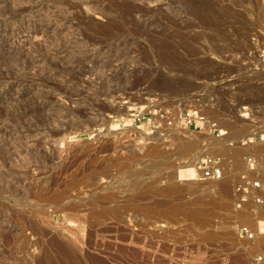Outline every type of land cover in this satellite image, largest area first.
I'll list each match as a JSON object with an SVG mask.
<instances>
[{
    "label": "rangeland",
    "instance_id": "374dc122",
    "mask_svg": "<svg viewBox=\"0 0 264 264\" xmlns=\"http://www.w3.org/2000/svg\"><path fill=\"white\" fill-rule=\"evenodd\" d=\"M0 10V264H42L49 251L53 264H264V208L238 204L233 188L253 130L238 104L223 113L211 100L261 102L264 75L234 90L216 81L264 34V0H3ZM192 106L226 117L228 141L130 119ZM197 153L231 173L180 179Z\"/></svg>",
    "mask_w": 264,
    "mask_h": 264
},
{
    "label": "built area",
    "instance_id": "2783aa9c",
    "mask_svg": "<svg viewBox=\"0 0 264 264\" xmlns=\"http://www.w3.org/2000/svg\"><path fill=\"white\" fill-rule=\"evenodd\" d=\"M251 49L246 52L237 53L233 58L223 62L224 71L222 78L216 81V85H224V90H234L229 88L228 84L244 78L248 74L264 75V34L257 32L250 38ZM237 68V72H231L229 69ZM245 67L244 69L242 68ZM216 78V77H214ZM222 79V80H220ZM244 81V80H243ZM218 83V84H217ZM254 84H262L263 81H255ZM226 86V87H225ZM234 105H237L238 116L261 131L248 138L249 143L264 142V102L256 99L255 93L252 97L246 94L234 92ZM236 94V96H235ZM245 95V96H244ZM130 119L135 126L147 127L150 131L161 129L173 130L178 128H194L198 130H208L214 137H223L227 134V130L220 124L217 119L210 118L208 114L197 106L185 108L181 110L158 109L134 110L130 113ZM195 170L199 177L205 179L222 180L231 173V169L226 168L223 160L219 156H206L199 158L195 163ZM233 185L234 192L238 196V204L254 201L261 208H264V155H250L245 158V166L236 175ZM239 234L242 238L254 239L255 232L247 226L239 228ZM262 260L263 257L258 258Z\"/></svg>",
    "mask_w": 264,
    "mask_h": 264
},
{
    "label": "bare ground",
    "instance_id": "6f19581e",
    "mask_svg": "<svg viewBox=\"0 0 264 264\" xmlns=\"http://www.w3.org/2000/svg\"><path fill=\"white\" fill-rule=\"evenodd\" d=\"M3 0H0V7H1V2H2ZM5 1V0H4ZM5 3V2H4ZM7 3H9V1L7 2ZM3 6V5H2ZM2 9V8H1ZM1 11V10H0ZM1 17V16H0ZM4 20V19H3ZM2 20V21H3ZM32 20V19H31ZM6 21H4V23H5ZM0 23H1V21H0ZM4 23H2V24H0V33L3 31L2 30V25L4 24ZM8 23V22H7ZM13 24V23H12ZM14 24H17V23H14ZM63 24V23H62ZM8 25V24H7ZM5 29V28H4ZM34 31V30H33ZM3 33V32H2ZM14 33V32H13ZM29 33V32H28ZM33 33V35L32 34H29V35H31V36H29V35H27V37H28V39H31L34 35H37L36 33H34V32H32ZM48 33V32H47ZM40 35V33L38 34V36ZM45 36V35H47V34H42V36ZM18 36V35H17ZM26 36V35H25ZM37 36V37H38ZM26 37V38H27ZM36 36H35V38H37ZM47 37V36H46ZM12 38V37H11ZM25 37H24V39L27 41L28 39H26ZM9 39V38H8ZM33 39H34V37H33ZM32 39V40H33ZM10 40V39H9ZM13 40V39H12ZM15 38H14V43H15ZM36 39H34V41H35ZM16 41H18V40H16ZM20 41V40H19ZM23 41V40H22ZM7 42V41H6ZM24 42V41H23ZM30 42H31V40H30ZM33 42V41H32ZM29 43V42H28ZM16 44V43H15ZM27 44V43H26ZM32 46V45H31ZM111 77V76H110ZM1 127V126H0ZM3 128V127H2ZM2 128H0V138H2L3 136H4V132H3V130H2ZM56 132V131H55ZM76 132V131H75ZM74 133V132H73ZM245 137H247V139H248V137H249V135H246ZM229 139V137L228 136H225L222 140H223V142L225 141V140H227L228 141V139ZM221 143V142H220ZM248 144L249 143V141H247V142H245V144ZM8 144V143H7ZM249 144H251V143H249ZM248 144V145H249ZM220 145V144H219ZM251 146V145H250ZM252 146H256L258 149H261V150H263L264 149V142H258L257 144H255V145H253L252 144ZM194 147V146H193ZM27 148V147H26ZM48 148V147H47ZM25 149V148H24ZM196 156H194L195 157V159H194V161L192 162H187V163H185V164H181L180 166H178V168H179V170H178V172H179V178L180 179H183V180H192V179H196V176L198 175L197 174V172H196V170H195V163H196V160H198V158H202V157H205V156H210V155H213L212 153H197V154H195ZM263 223V220L262 221H259V224L262 226V228L263 229H261V226H260V228L259 229H261V230H263V231H261V233H264V224H262ZM256 229H258V228H256ZM255 230V229H254ZM253 230V231H254ZM259 231V232H260ZM255 232V231H254ZM258 233V232H257ZM260 233V234H261ZM256 234V233H255ZM258 235L259 234H257V238H258ZM262 235V234H261ZM261 237V236H260ZM61 245H62V243H61ZM45 247V246H44ZM43 247V248H44ZM63 247H64V245H63ZM62 247V248H63ZM45 248H47V247H45ZM44 248V249H45ZM46 250H48V249H46ZM45 250V251H46ZM42 264H53V262L51 261V255H50V251H49V253L48 252H45L44 254H43V256H42Z\"/></svg>",
    "mask_w": 264,
    "mask_h": 264
},
{
    "label": "crops",
    "instance_id": "0c3cea01",
    "mask_svg": "<svg viewBox=\"0 0 264 264\" xmlns=\"http://www.w3.org/2000/svg\"><path fill=\"white\" fill-rule=\"evenodd\" d=\"M257 86H260L261 87V89H263L264 90V85H262V84H257ZM244 94V93H243ZM248 97H252V95L253 94H246ZM250 95V96H249ZM261 103L262 102H264V92L261 94ZM211 100H212V109L213 110H216L217 109V106L219 107V111L220 112H223V111H226V109L228 108L227 107V105H230V106H233L234 105V101H232V100H230L229 102H228V104H226L227 102H222V101H219V100H217V98L215 97V96H213V97H211ZM231 101H232V103H231ZM240 103H238V105H239ZM234 106H236V105H234ZM224 109V110H223ZM206 112V111H205ZM236 112H237V106H236ZM207 114H208V116H209V113L208 112H206ZM224 113V112H223ZM237 117H239L238 116V113H237ZM240 118V117H239ZM215 119V118H214ZM219 122H221V120H222V122H223V124L221 123V125L227 130V134L229 133V128H230V126H229V123H228V119H226V117H224V116H219L218 117V119H217ZM240 120L241 121H243V122H245L246 124H247V126L250 128V130H253V133H252V135L250 136V137H252L253 135H255L257 132H259V131H261V129H258L257 127H255L254 125H252L251 123H249V122H247V121H244V120H242L241 118H240ZM226 134V135H227ZM250 137H248V138H250ZM260 142V141H259ZM254 143H258V142H254ZM254 143H252V144H254ZM250 155H258V156H262V155H264V149L263 150H261V149H257L256 147L255 148H250V149H248V152H247V154L245 155V157H244V159H243V166L241 167V168H244V166H245V158L247 157V156H250Z\"/></svg>",
    "mask_w": 264,
    "mask_h": 264
}]
</instances>
